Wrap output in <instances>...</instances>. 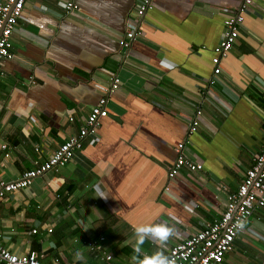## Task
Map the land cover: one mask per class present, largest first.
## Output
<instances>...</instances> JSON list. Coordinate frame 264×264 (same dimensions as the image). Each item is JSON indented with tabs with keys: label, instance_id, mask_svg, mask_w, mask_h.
<instances>
[{
	"label": "crops",
	"instance_id": "1",
	"mask_svg": "<svg viewBox=\"0 0 264 264\" xmlns=\"http://www.w3.org/2000/svg\"><path fill=\"white\" fill-rule=\"evenodd\" d=\"M67 1L80 11L66 12ZM142 1H26L13 58L0 64V182L17 180L77 136L102 97L109 113L95 141L86 138L63 168L0 202V243L12 253L38 251L48 264H140L168 255L222 217L261 152L264 0L246 16L219 75L213 58L224 15L243 0H151L143 35L122 48ZM182 142L204 168L170 180ZM156 225L172 229L167 241L147 237L134 251L136 227ZM100 237L101 251L86 245ZM223 264H264V208Z\"/></svg>",
	"mask_w": 264,
	"mask_h": 264
},
{
	"label": "built area",
	"instance_id": "2",
	"mask_svg": "<svg viewBox=\"0 0 264 264\" xmlns=\"http://www.w3.org/2000/svg\"><path fill=\"white\" fill-rule=\"evenodd\" d=\"M27 0H0V64L5 59L13 58L12 35L17 29L18 22L23 19L25 4ZM257 0H243L242 4L235 7L224 15V32L221 41L215 49L216 56L213 58L215 75L222 71L221 62L227 58L236 44L241 29L245 23L246 16L250 14ZM66 12L80 11L74 1L63 3ZM153 7L151 0H143L135 8L132 17L128 18L125 36L120 41L122 48H130L131 45L143 35L141 19ZM211 84L215 80L210 81ZM120 80L115 78L109 89L111 92L117 90ZM108 98L102 97L98 104L89 113L85 126L77 136L69 138L46 161L37 163L31 170L25 171L17 180L11 182H0V202L4 201L10 193L29 187L36 178L49 171H58L71 161L76 152L84 146L86 138L91 137L95 141L101 120L109 113ZM202 112L199 109L192 118L188 136H192L198 130ZM3 145V149H7ZM177 159L168 171L170 180L177 177L182 170L189 173L203 170V163L188 158L185 154V143H179L175 149ZM264 208V146L260 153L255 155L251 168L246 171L245 178L235 193L228 194L226 208L222 217L212 224L198 230L192 236L185 238L177 246L170 249L168 257L174 264H223L226 255L233 250L239 235L245 229L247 222L253 217L257 210ZM37 230H33L36 233ZM52 232V229H49ZM89 241L86 245L92 249L101 251V242ZM110 260L111 257H105ZM0 264H48L41 260L38 251L28 254L17 255L12 253L0 243Z\"/></svg>",
	"mask_w": 264,
	"mask_h": 264
},
{
	"label": "clouds",
	"instance_id": "3",
	"mask_svg": "<svg viewBox=\"0 0 264 264\" xmlns=\"http://www.w3.org/2000/svg\"><path fill=\"white\" fill-rule=\"evenodd\" d=\"M137 243L134 247V251H139V245L144 242L147 237H152L160 241H167L168 237L172 233V229L166 225L156 226H138L135 229ZM135 258V257H134ZM140 264H174V261L162 252L154 253L151 256H145Z\"/></svg>",
	"mask_w": 264,
	"mask_h": 264
}]
</instances>
